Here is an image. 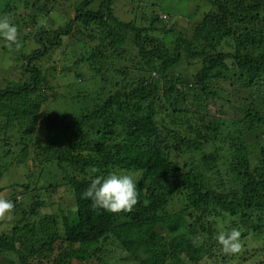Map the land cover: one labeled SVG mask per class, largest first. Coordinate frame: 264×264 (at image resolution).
<instances>
[{"label": "trees", "instance_id": "trees-1", "mask_svg": "<svg viewBox=\"0 0 264 264\" xmlns=\"http://www.w3.org/2000/svg\"><path fill=\"white\" fill-rule=\"evenodd\" d=\"M55 1L0 0V16H9L17 25L19 39L42 44L23 55L27 62L22 69L29 78L0 86V108L35 123L43 120V138L32 139L17 161L27 163L34 150L31 158L52 177L50 183L35 187L36 200L29 204L17 194L18 186L28 192L31 181L21 177L13 184L11 212L21 217L9 231L0 232V264L11 256L18 264H74L75 258L87 259L86 264H114L110 244L121 249L128 264L245 261L253 254H248L249 244L264 238V0H208L211 9L192 37L171 26L163 39L151 34L162 22L159 14L151 29L141 28L118 19L117 0L77 2L70 21L47 29L39 25V17L53 12ZM68 35L97 42L76 63L88 65L91 78L110 87L74 96L92 104L71 117L9 102L10 96L24 93L46 95L51 86L39 62ZM134 49L130 61L141 77L136 81L127 76L133 74L128 67L113 65ZM6 57L2 50L0 62ZM190 65L197 67L193 74L177 72ZM79 71L76 75L85 77ZM111 73L122 75V80H114ZM225 85L245 91L244 101H226L232 94ZM211 99L221 101L214 113ZM229 110L236 111L235 118L240 113L243 117L232 122L218 114ZM51 168L54 175L47 171ZM113 170L141 177L131 211L110 213L82 198L95 176ZM33 184L41 185L34 179ZM61 187L69 190L74 205L43 212L53 203L39 191L51 196ZM35 215L41 217L32 219ZM229 220L232 227L245 229L242 251L234 256L225 255L215 238V225ZM263 251L264 244L258 255Z\"/></svg>", "mask_w": 264, "mask_h": 264}, {"label": "rangeland", "instance_id": "rangeland-1", "mask_svg": "<svg viewBox=\"0 0 264 264\" xmlns=\"http://www.w3.org/2000/svg\"><path fill=\"white\" fill-rule=\"evenodd\" d=\"M81 1L83 0L55 1L56 6L53 9V12L50 14H40L42 16L39 18L42 19V21L39 25H43L47 29L52 30L59 29L61 25L66 24L75 16V5L77 2ZM98 2L95 7L98 6ZM210 9L211 3L208 0H117L114 6V13L121 21L126 23L133 22L138 27L148 29L152 28L151 26L153 25V20L155 19L156 14H159L162 22H157L155 24L156 30L151 32L153 36L163 39V37H165L164 30H168L172 26L176 33L189 38L193 36L197 25L203 20L205 14L209 12ZM111 24L112 26H116L115 21H111ZM25 31L30 33L29 28H26ZM175 36L176 34L173 37L169 36V38H171L168 40V43H170ZM53 37L54 36L51 38ZM166 38L168 37L166 36ZM20 41L23 47L19 50L15 48L9 49L8 47L4 48V42L0 41V52L3 50L7 53V59L0 62V86H6L9 82L11 84H19L29 78V75L22 69V65L27 62L23 55L30 54L34 49L40 48L42 44L36 43L33 38L26 40L20 39ZM62 41V45L53 48L51 52L39 62L44 75H46V81H48L51 86V88H46L45 90L47 102H41L45 98L41 92L37 94L24 93L20 96H10L8 98L9 102L14 104L20 103V106H30L32 108L38 107L40 111L46 110L53 115L64 113L70 117L75 116L76 113L79 112V108L83 107V105L92 104L91 102L82 101V98L77 100L73 97L82 94L83 92L95 93L96 90H99L102 86L106 85V83H103L100 78H91V70L88 65L76 63V61L82 57L83 52H86L89 47L95 46L97 42L90 40L89 37L84 38L80 35L63 36ZM135 50L136 49L131 50L132 52L130 55L126 58L115 61L113 64L116 68L125 69V67H128L127 72L132 71L133 74H128L127 76L133 81H136L137 78H141L138 77L140 76V70H138L135 67L136 65H133L130 61L131 57L137 53ZM82 67L84 69H81ZM76 69L78 71L80 70L79 72H83L85 77H82L81 75L77 76L75 72ZM196 70V65H190L186 67H178L177 72H183L190 75ZM112 75L114 80L117 78L122 80V75L117 73ZM106 87L108 89L110 85L108 84ZM224 87L226 88L227 93L232 94L231 96H228L230 98L227 97L226 101H229L228 99H238L237 101L239 102V98L244 101L242 98L246 97L245 91L240 92L238 88H234L237 89L234 91L229 85H225ZM190 98L191 100L194 98L192 93H190ZM213 100L214 99H211L209 101V108L212 107L214 113L216 109L221 107V101L215 100V104ZM237 101L235 103L238 105ZM235 112L229 110L228 113L218 112V114L230 117L229 121L232 122L240 121L239 119H241L240 117H243V114L241 115L240 113L241 116L239 115L235 118ZM42 123L43 120L35 123L32 118L30 119L19 113L0 108V176H4L0 181V187L6 185L3 191L0 190V197L9 199L12 196L13 184L19 182L20 178L23 177V181H31L29 182L30 189L28 192H23L24 190H27V188L18 186L17 197L20 201L24 200L29 204L36 200L38 191L35 190V187L44 186L46 185L45 183H50L52 181V177H48L44 174V167L39 166L40 164L34 162V159L31 158L34 150H32V152L30 151L28 154L30 156L27 159V163L20 164L17 161L20 154H22V149L25 148V146L30 145L33 142L32 139L34 140L36 137L43 138L44 134L40 131ZM233 130L235 129L233 128ZM47 171L48 173H51V175L56 173L53 168ZM114 171L131 173L137 179L138 184L140 182L141 177L138 173L124 170H113V172ZM33 179L34 182L38 180L41 185L33 184ZM39 192L42 199L46 202L53 203V205H47L43 209V212L51 213L62 208L67 209V207L74 205L73 196L66 187L59 188L56 192H53L51 196H49L43 189ZM13 213L10 212L5 216L0 217V232L9 231L13 227L14 220L21 217V215L19 217L18 214L16 216V213H14V215ZM229 216L233 218L232 215L229 214ZM40 217V215H35L32 219ZM218 223V225H215V237L219 231H227L229 230V227L232 228L231 220L227 222L219 221ZM240 229L241 232L245 230L242 226ZM252 242L253 243L249 244L251 249L248 254H253L249 255L246 260L244 259L245 261H241L240 259L232 260V264H261L264 261V251L259 253V255L257 253L258 249L264 244V238L255 241L253 240ZM108 247L110 251V261L112 263L124 264L128 262L124 259L122 260V257L125 254L120 248L112 244ZM1 258L0 255V260ZM82 260L83 261H81L80 258H75L74 264H86L87 259ZM204 263L208 264L209 261L205 259ZM5 264L18 263L16 257L11 256L10 261Z\"/></svg>", "mask_w": 264, "mask_h": 264}, {"label": "clouds", "instance_id": "clouds-1", "mask_svg": "<svg viewBox=\"0 0 264 264\" xmlns=\"http://www.w3.org/2000/svg\"><path fill=\"white\" fill-rule=\"evenodd\" d=\"M0 41L9 49L23 47L18 27L12 19L0 16ZM97 170L92 169L95 173ZM138 181L131 173L111 172L107 175L95 176L89 187L83 192L82 198L89 199L93 208H100L110 213L131 211L138 200ZM15 207L12 200L0 197V217L10 213ZM242 232L238 227L227 231H219L216 241L225 255H238L242 251Z\"/></svg>", "mask_w": 264, "mask_h": 264}]
</instances>
